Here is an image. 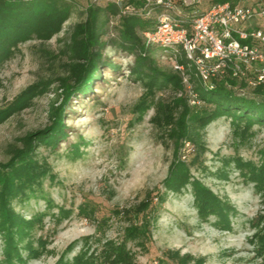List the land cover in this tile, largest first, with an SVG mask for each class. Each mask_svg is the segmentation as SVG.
I'll use <instances>...</instances> for the list:
<instances>
[{"label": "rangeland", "instance_id": "1", "mask_svg": "<svg viewBox=\"0 0 264 264\" xmlns=\"http://www.w3.org/2000/svg\"><path fill=\"white\" fill-rule=\"evenodd\" d=\"M166 1L181 11H200L211 3ZM70 2V17L59 34L48 41L32 39L20 44L19 52L0 69V110L28 86L51 80L48 89L33 97L29 106L0 123V163L9 159L11 149L22 146L26 134L49 125V107L62 101L59 78L67 73L64 42L71 27L84 18L91 0ZM105 53L118 68L103 66L102 79L94 81L93 90L68 100L63 121L67 134L55 149L40 143L35 150L48 163L53 178L43 180L35 197L13 202L15 210L26 218L40 217L31 231L34 253L23 252V261L16 264H56L61 257L70 260L80 250L89 254L99 249L96 239L118 242L132 225H140L144 215L155 217L150 238L142 245L127 241L130 264H194L196 260L201 264H264L253 236L261 227L257 216L264 212V186L256 188L246 168L233 161L238 157L259 164L264 127L254 125L251 134L241 139L232 133L229 119L222 116L200 131L205 145L202 165H191L190 173L231 207V229L224 230L212 214L199 215L190 187L181 193L164 189L174 143L168 131L152 121L155 110L151 101L167 99L171 92L147 93L143 81L129 71L134 63L132 54L109 46ZM146 56L158 70L179 75L171 58L159 48ZM181 85L174 95L187 92L182 81ZM235 92L261 98L246 84ZM143 98L146 108L139 107ZM188 103L194 110L204 106L200 101ZM79 137L84 141L82 155L72 157L68 149ZM194 149L185 141L179 149L181 159L189 163ZM142 201L152 210L136 215L134 210ZM81 206L90 213L80 211ZM60 207L65 213L58 211Z\"/></svg>", "mask_w": 264, "mask_h": 264}, {"label": "trees", "instance_id": "2", "mask_svg": "<svg viewBox=\"0 0 264 264\" xmlns=\"http://www.w3.org/2000/svg\"><path fill=\"white\" fill-rule=\"evenodd\" d=\"M70 1L0 0V69L19 52L20 44L32 39L48 41L59 34L70 17ZM223 1L225 0H211V3ZM126 7L130 9L126 10ZM205 9L197 12L190 9H173L174 11L167 12L185 27L193 13H202ZM164 11L165 8L161 4L146 0H124L119 4L111 0H91L84 9V18L71 27L64 42V64L67 73L59 78L62 101L57 106L49 107L47 114L50 124L41 130L26 134L22 138V146L11 149L9 159L0 163V241L3 255L0 264H16L17 261H23V252L26 255L34 253L31 231L40 217L26 218L15 210L13 202L22 203L30 197H35L43 180L46 177L53 178L48 163L45 159H40L35 150L40 143L55 149L67 134L63 121L68 100L73 95L93 90L94 81L102 79L103 66L118 68L107 58L105 49L108 46L112 50H123L134 56V63L129 71L136 79L143 81L147 93L154 95L156 90L171 92L167 99L151 101L155 110L152 121L159 128L168 131L167 135L174 143L173 159L163 181L165 191L181 193L190 187L199 215L206 217L212 214L224 230L231 229V207L192 176L190 166L202 165L201 155L205 145L200 131L214 119L222 116L228 118L232 133L241 139L251 134L254 125L264 127V84L252 88L253 93L261 95V98L256 100L235 92L237 88L245 86L243 80H229L231 87L217 83L214 88H208L193 78L190 70L195 99L204 104L200 110H194L188 103L187 92L182 90L179 96L174 95V92L182 87L181 77L175 73L158 70L146 56V53L154 48L164 51L157 45L146 44L143 38V32L155 29L157 17ZM178 62L183 64L184 59L179 58ZM1 83L0 78V86ZM50 83V79H45L22 90L10 106L0 110V123L18 110L29 106L32 98L42 95ZM147 106L145 99H141L139 107ZM185 141L192 143L195 148L189 163L180 157L179 149ZM81 144H84V141L79 137L77 142L70 145L68 152L72 157L82 155ZM260 153L259 164L243 162L238 157L233 158L237 165L246 168L248 178L259 189L264 186V148ZM162 199L160 196V200ZM49 203L47 200V205ZM147 209L152 210L147 202L142 201L134 213L138 215ZM58 211L65 213L66 210L60 207ZM80 211L90 213L85 206H81ZM153 220L155 217L144 215L140 225H132L120 241L106 240L100 243L96 239L95 244L99 249L89 254L80 250L70 260L61 257L56 264H130L127 241H137L142 245L149 240L150 224ZM257 221L261 227L259 233L257 231L253 236L258 240L260 255L264 258V212L257 216ZM194 264H201V261L196 260Z\"/></svg>", "mask_w": 264, "mask_h": 264}, {"label": "built area", "instance_id": "3", "mask_svg": "<svg viewBox=\"0 0 264 264\" xmlns=\"http://www.w3.org/2000/svg\"><path fill=\"white\" fill-rule=\"evenodd\" d=\"M111 1L119 4L124 0ZM154 2L165 11L158 15L153 31L143 32V38L146 44L169 53L191 103L198 100L192 90L190 70L193 78L208 88L217 83L231 87V79L243 80L252 88L264 84V0L211 3L202 13H193L185 27L167 12L175 9L170 1ZM179 58L184 59L183 64Z\"/></svg>", "mask_w": 264, "mask_h": 264}]
</instances>
